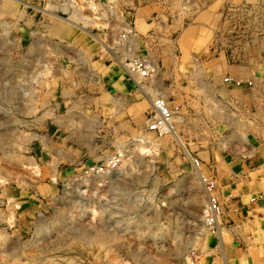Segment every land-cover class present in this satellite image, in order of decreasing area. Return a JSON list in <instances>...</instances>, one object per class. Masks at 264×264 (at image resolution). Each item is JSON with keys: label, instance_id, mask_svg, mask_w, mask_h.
<instances>
[{"label": "rangeland", "instance_id": "obj_1", "mask_svg": "<svg viewBox=\"0 0 264 264\" xmlns=\"http://www.w3.org/2000/svg\"><path fill=\"white\" fill-rule=\"evenodd\" d=\"M98 1L99 11L67 17L56 0H0V264H222L219 233L233 260L221 197L248 147L264 172V128L258 109L227 92L221 64L264 70V0L196 7L204 25L181 35L156 23L133 30L131 53L156 68L136 82L117 40L133 3L141 16L149 0ZM156 96L178 108L170 136L144 132ZM117 151L116 168L85 172ZM210 195L221 207L215 233L204 221ZM248 199L264 207V193ZM235 235L246 237L238 262L264 264V225Z\"/></svg>", "mask_w": 264, "mask_h": 264}, {"label": "crops", "instance_id": "obj_2", "mask_svg": "<svg viewBox=\"0 0 264 264\" xmlns=\"http://www.w3.org/2000/svg\"><path fill=\"white\" fill-rule=\"evenodd\" d=\"M187 1L188 0H149L145 5H143V12L141 13V16L137 13L138 7L135 3H133L135 11H129L127 13L129 15L128 19L133 30H135L138 35L145 33L149 30V26L152 24L154 25L155 23L160 25L163 29L170 28L173 32L177 31L180 33L179 35L189 28L199 30L204 24L202 21L203 19L197 13L198 8L196 7L202 8L203 6H211L210 8H213L217 5V3H214L215 0H193L194 3L193 6L190 7L189 15L182 19L180 18V20L178 17V10L183 7ZM215 16L217 15H211L210 17L211 25L215 21ZM261 52V55L264 58V49ZM120 63L122 64V62ZM240 63L242 64L231 65L225 57V64H221V70H223L224 74L229 77L252 80L253 85L255 84L254 79H257V87H232V89L226 90L229 93L234 92V94L238 96L240 105L244 108V110L248 111L249 114H254L255 112L257 113L258 109L259 126L264 128V107L263 109L261 107V102H264V70L256 71L245 60H241ZM256 74L258 77H255ZM227 88L231 87L227 86ZM260 138L264 139V135L260 136ZM242 142L244 141L242 140ZM247 151V154L242 155L239 167H237L235 172H232L229 179L225 181L227 185V197L224 200H222L221 197V206L223 207L224 217L234 224L230 228V235L233 237V240L231 241L229 250L233 253V256L237 257L239 255H245L244 246H239L238 243L241 242L244 245L246 237L243 235L242 239H240L235 234H241V231L245 227L253 225V223H261L264 225V221H261L264 220V212H260V210L264 211L263 204L261 202L248 199V197L253 195L255 192L264 193V172L260 175H255L257 169L253 166L252 160L255 159L256 152L249 147ZM260 158L264 164V146ZM208 159L211 163H214L215 157L213 155H209ZM262 168L264 170V165ZM222 237V233H219L218 238L220 239L219 248L221 251L222 264H240L237 257L233 260H229L227 258L225 247L221 243ZM235 244H237V248L235 247ZM243 261L245 262L246 259Z\"/></svg>", "mask_w": 264, "mask_h": 264}, {"label": "built area", "instance_id": "obj_3", "mask_svg": "<svg viewBox=\"0 0 264 264\" xmlns=\"http://www.w3.org/2000/svg\"><path fill=\"white\" fill-rule=\"evenodd\" d=\"M59 6V13L61 15H80L87 11L96 12L100 9V4L98 0H56ZM126 27L118 35V43L123 45H128L136 34L133 31L132 25L125 22ZM132 49L128 45L126 52L128 55L124 57V65L128 74L132 79H148L156 72L155 66L146 58L135 56L131 53ZM264 62V61H263ZM223 82L229 87L241 88V87H253V81L249 79H240L226 76ZM179 111L177 107H172L169 105L168 101L162 96H156L150 106V111L145 119V133H152L158 137L170 136L172 132H175L176 124L178 123ZM122 159V154L120 152L114 153L106 161V165L89 167L85 172L94 173L96 175L102 174L106 168L114 169L116 168ZM192 162L195 166H199V161L197 158L191 157ZM205 183L206 189L211 193L214 189V183L202 177ZM209 204L204 216V221L207 227L212 233L217 230V218L221 213V207L218 203L216 197L210 195ZM253 201V200H252Z\"/></svg>", "mask_w": 264, "mask_h": 264}, {"label": "bare ground", "instance_id": "obj_4", "mask_svg": "<svg viewBox=\"0 0 264 264\" xmlns=\"http://www.w3.org/2000/svg\"><path fill=\"white\" fill-rule=\"evenodd\" d=\"M131 78H132V77H131ZM133 80H134V79H133ZM134 81L136 82V80H134ZM172 133H173V132H172ZM172 133H171V134H172ZM174 136H175V134H174ZM174 136H173V137H174ZM176 139H177V138H176Z\"/></svg>", "mask_w": 264, "mask_h": 264}]
</instances>
